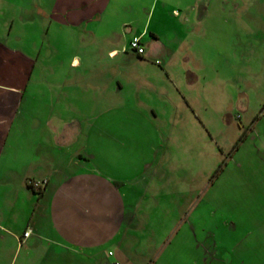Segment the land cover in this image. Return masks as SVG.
<instances>
[{
  "label": "rangeland",
  "instance_id": "obj_1",
  "mask_svg": "<svg viewBox=\"0 0 264 264\" xmlns=\"http://www.w3.org/2000/svg\"><path fill=\"white\" fill-rule=\"evenodd\" d=\"M88 1L94 3L93 10L106 15L111 33L107 50L109 45L124 47L133 35L152 39L156 33L172 49L169 57L155 60L158 65L149 59H143L145 63L134 59L125 65L122 52L113 59L99 50L98 36L81 51L76 33L55 34L50 29L41 35L48 19L39 16L37 7L49 10L48 0H0V30L1 24H12L10 34H0V41L4 38L10 47H21L36 61L24 107L44 111L50 101L45 95L57 92L73 95L70 102L85 108L83 114L58 117L81 121L83 127L91 125L88 152L97 157L90 160V169L106 177L150 175L148 190L144 189L147 179L141 178L134 180V187L120 186L134 189L131 198L123 199L134 202L137 194L143 218L141 226L130 229L132 236L126 235L124 240L129 257L119 259L121 253L106 243V251L114 252L108 261L264 264V210L253 212L260 217L242 210L243 205H251L247 197L257 193V186L264 189V148L258 144L264 138V0ZM123 23L132 25L131 33ZM85 53L89 79L96 70L94 65L105 61L109 66L105 75L112 82L116 70L123 85L121 93L110 94L116 86L112 83L105 97L101 94L94 99L97 83L89 81L86 94L79 90L84 84L64 82L66 77L78 75L68 68L70 58ZM192 77L194 82L188 83ZM76 85L80 88H74ZM103 108L105 113L98 115ZM21 117L31 123L33 118L43 122L49 116L33 112ZM42 137L25 134L18 126L12 128L4 152L10 158L3 166L18 164L13 159L24 149L25 140ZM239 144L236 161L242 159V166L232 161L224 170L232 149ZM33 182L41 181L29 182L31 188ZM4 191L0 184V210L6 203ZM257 194L264 199L261 192ZM15 205L9 221L19 226L24 222L23 205L18 201ZM149 205L153 209H147ZM124 212L129 215L127 208ZM4 246L1 242L0 264L8 263L1 250ZM21 261L20 255L15 264Z\"/></svg>",
  "mask_w": 264,
  "mask_h": 264
},
{
  "label": "crops",
  "instance_id": "obj_2",
  "mask_svg": "<svg viewBox=\"0 0 264 264\" xmlns=\"http://www.w3.org/2000/svg\"><path fill=\"white\" fill-rule=\"evenodd\" d=\"M88 2V0H48L49 10L37 7L39 16L48 19L44 26L45 31H40L39 34H48L50 29L55 34L76 33L78 49L81 51L96 41L95 37L98 36L101 40L99 50H103L106 52V57L113 59L119 57L118 52H122L125 65L131 64L134 59L139 63H145L143 59L155 61L160 57L168 56L171 52L172 49L162 43L156 33H153L155 38L152 39L139 37L145 50L143 56H137L128 47L129 41L138 37L137 35L129 37L124 47L116 49L109 45L107 50L106 43L111 33L107 30L106 15L102 11L93 10L94 3ZM200 15L201 13L198 18ZM19 21H23L22 16L19 17ZM122 26L126 27L129 33L133 30L131 24L123 23ZM11 30V23H3L0 34L8 36ZM22 51L21 47H10L4 38L0 41V184L7 195L5 206L0 210V243L5 244L1 250L7 254V264H15L20 255L22 259L20 264L117 263L119 262L117 259L108 261V257H114V252L106 251V243L114 247L116 252L121 253L119 259H123V255L129 257L125 255L128 247L124 240L126 235L132 236L130 229H138L141 226L139 220L143 218L144 210L136 200V193L134 202L123 199L124 196L131 198L130 194L134 189L126 190L125 187L121 189L120 186L131 184V187H134V180L141 178L147 179L145 184L147 186L144 189L148 190L151 185L148 182L150 175L145 176V173H142L136 175L137 177H134L135 175L106 177L97 169H90V160L97 157L94 153L88 152L91 125L87 124L83 127L81 121L63 120L58 117L61 114H83L85 108L75 107L74 103L70 102L74 99L73 95L57 92L45 95L50 101L46 103L44 111L41 107L34 109L24 107L26 87L36 61L31 60ZM87 56L85 53L81 57L74 55L70 58L68 68L72 71L77 70L78 75L75 78L68 76L64 82L72 86L75 83L84 84L82 88L77 85L74 88H80L79 90L86 94L89 91V81L97 83L98 87L94 88V93H97L94 99L101 94L104 95L107 86L110 84V89L112 83H116V86L114 85L115 90L113 88L110 94L121 93L123 85L115 75L116 70H113L112 82L106 77L105 69L109 66L105 61L94 65L96 70H92L89 79L90 65ZM192 80L188 83H193L194 77ZM60 100L64 102L60 103ZM118 108L124 109L123 106ZM105 110L106 108H103L97 114H103ZM33 112L39 115L46 114L49 117L43 122L41 118H33V122L26 123L21 116ZM17 119L18 125L14 123ZM16 126L25 134L30 132L32 135L38 133L41 137L45 135L41 139L25 140L24 149L18 150L13 159V162L18 164L4 167L3 163L10 158L8 153L4 154V152L6 147L8 149L7 142L12 128ZM258 144L263 149L264 138H260ZM240 145L232 149L231 156L223 165L224 170L232 161L239 167L242 166V159L236 161ZM97 159L100 160L99 157ZM34 180L45 181V185L36 192L28 185ZM121 180L128 182L122 183ZM254 184L257 185V182L254 181ZM258 188L257 186L254 192H261L264 195V189L262 191ZM257 193L254 194L255 197L254 195L247 197L251 205L242 206V210L251 212L253 217H260L253 212L264 210L262 204L264 199L258 198ZM241 197L245 198L238 194V198ZM17 201L23 205L24 215V222L19 226L9 221V213L16 206ZM151 207L153 209L152 205L147 206V209ZM126 208L129 215L124 212ZM26 230L30 231L28 237L23 236Z\"/></svg>",
  "mask_w": 264,
  "mask_h": 264
},
{
  "label": "built area",
  "instance_id": "obj_3",
  "mask_svg": "<svg viewBox=\"0 0 264 264\" xmlns=\"http://www.w3.org/2000/svg\"><path fill=\"white\" fill-rule=\"evenodd\" d=\"M128 47H129L130 51L135 53L137 56H143L145 53L144 47L140 43L139 38H132L129 41ZM155 63L159 64V61H155ZM31 185H32V188H34L35 190H39L41 187H43L45 185V181H41L40 183L33 182V183H31ZM29 234H30V231L26 230V232L23 233V236L28 237ZM109 255H111V253H109ZM113 264H117V263H113Z\"/></svg>",
  "mask_w": 264,
  "mask_h": 264
},
{
  "label": "trees",
  "instance_id": "obj_4",
  "mask_svg": "<svg viewBox=\"0 0 264 264\" xmlns=\"http://www.w3.org/2000/svg\"><path fill=\"white\" fill-rule=\"evenodd\" d=\"M36 192V191H35Z\"/></svg>",
  "mask_w": 264,
  "mask_h": 264
}]
</instances>
